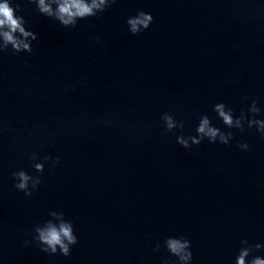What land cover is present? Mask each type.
Here are the masks:
<instances>
[{
	"label": "water",
	"instance_id": "obj_1",
	"mask_svg": "<svg viewBox=\"0 0 264 264\" xmlns=\"http://www.w3.org/2000/svg\"><path fill=\"white\" fill-rule=\"evenodd\" d=\"M19 2L38 40L0 53V264H164L175 257L163 241L178 235L191 264H234L242 239L264 245V137L213 110L239 116L249 96L264 109V0H117L75 28ZM140 10L154 22L133 35ZM165 112L184 128L166 132ZM202 114L235 133L230 144L177 142ZM33 152L60 163L41 175ZM19 170L41 175L31 196ZM53 210L73 221L69 256L34 240Z\"/></svg>",
	"mask_w": 264,
	"mask_h": 264
},
{
	"label": "clouds",
	"instance_id": "obj_2",
	"mask_svg": "<svg viewBox=\"0 0 264 264\" xmlns=\"http://www.w3.org/2000/svg\"><path fill=\"white\" fill-rule=\"evenodd\" d=\"M36 5L37 10L46 17H49L65 28H75L80 20L89 17L98 16L105 12L117 0H30ZM22 11L19 0H0V53L11 50L15 53L33 52L32 42L38 40V33L30 30L26 25L27 21L23 15H18ZM154 22V17L150 12L140 10L134 16H129L126 20L128 30L137 35L148 29ZM97 39H99L97 37ZM251 99V105L247 111H241L239 116L235 115V110L224 102H217L213 110L217 113V118L222 120L228 129H239L241 133L248 129L255 128L262 137H264V119H258V115L264 111L258 106L256 99ZM161 119L165 124V131L172 132L175 129H183L184 121L177 120L171 112L162 114ZM111 123V121H106ZM235 138L232 131H224L213 124L212 118L207 114L199 117V123L196 127L195 135H184L181 132L177 136V142L184 148L191 149L193 145H200L205 139L209 143L230 144ZM238 147L247 151L250 148L249 143L240 142ZM32 167L34 170L43 174L45 163L52 161L53 165L60 163L61 158L57 156L53 160L51 155L40 157L39 153L30 154ZM41 175H32L26 170L13 171L12 177L16 181L15 187L31 196L42 183ZM50 219L42 224L37 223L34 227V240L45 253L56 254L58 251L64 256L71 254V247L78 243V236L74 230L73 221L66 219L63 211H51ZM30 243V241L25 242ZM191 240L184 235L168 236L163 241V247L175 259H166L164 264H191L193 252ZM241 247L235 257L234 264H264V256L253 255L257 250L264 248L259 243H250L247 239L240 241ZM161 243L157 242L155 249L159 250ZM251 257V259H249Z\"/></svg>",
	"mask_w": 264,
	"mask_h": 264
}]
</instances>
